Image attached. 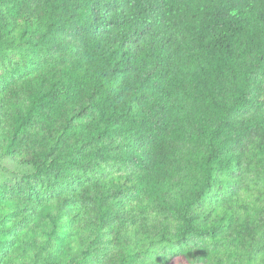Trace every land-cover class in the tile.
Masks as SVG:
<instances>
[{
  "label": "trees",
  "instance_id": "16d2710c",
  "mask_svg": "<svg viewBox=\"0 0 264 264\" xmlns=\"http://www.w3.org/2000/svg\"><path fill=\"white\" fill-rule=\"evenodd\" d=\"M0 157L31 264H264V0H0Z\"/></svg>",
  "mask_w": 264,
  "mask_h": 264
},
{
  "label": "rangeland",
  "instance_id": "374dc122",
  "mask_svg": "<svg viewBox=\"0 0 264 264\" xmlns=\"http://www.w3.org/2000/svg\"><path fill=\"white\" fill-rule=\"evenodd\" d=\"M1 165H5L6 167H8V169H11L13 167V163L8 162L6 160H3L0 157V187H3V185L5 184H9L13 181H15L17 178L14 177H9V178H5L4 175L8 174L7 170H4V174L1 171L2 166ZM33 234H31L32 236ZM30 236V237H31ZM16 242H13V245L7 249H5V251H0V255L5 256H13L14 260L16 261V264H31V255L33 253L31 252H24L23 248H25L28 244L22 243V244H17ZM60 250V248H52L53 253H55V251ZM101 259H106L104 256ZM97 260L96 257H91V261L86 262L85 264H94L95 261ZM96 264H103V261L97 262ZM168 264H200V263H191V262H187L185 261V259H180L177 258V256H172L170 255V260Z\"/></svg>",
  "mask_w": 264,
  "mask_h": 264
}]
</instances>
